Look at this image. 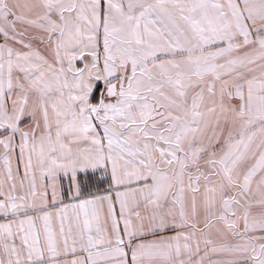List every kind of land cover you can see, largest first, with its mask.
<instances>
[{"label":"snow or ice","instance_id":"snow-or-ice-1","mask_svg":"<svg viewBox=\"0 0 264 264\" xmlns=\"http://www.w3.org/2000/svg\"><path fill=\"white\" fill-rule=\"evenodd\" d=\"M0 264H264V0H0Z\"/></svg>","mask_w":264,"mask_h":264}]
</instances>
